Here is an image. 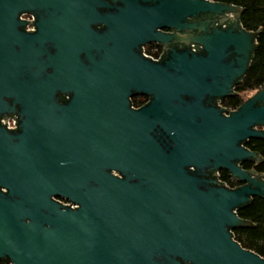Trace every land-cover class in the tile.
Masks as SVG:
<instances>
[{"label": "water", "instance_id": "water-1", "mask_svg": "<svg viewBox=\"0 0 264 264\" xmlns=\"http://www.w3.org/2000/svg\"><path fill=\"white\" fill-rule=\"evenodd\" d=\"M242 11L215 0H0V259L264 264L232 233L251 225L237 210L264 197V175L241 165L259 160L245 143L264 139V88L235 111L217 103L257 46ZM150 43L162 59L142 55ZM122 90L152 100L114 104ZM220 170L242 185L226 186Z\"/></svg>", "mask_w": 264, "mask_h": 264}, {"label": "trees", "instance_id": "trees-1", "mask_svg": "<svg viewBox=\"0 0 264 264\" xmlns=\"http://www.w3.org/2000/svg\"><path fill=\"white\" fill-rule=\"evenodd\" d=\"M221 3L233 4L243 9L240 21L245 29L259 32L257 46L253 53L246 74L235 84L239 93L222 98V104L227 109H237L245 101L241 93L264 88V0H215ZM245 145L256 151L259 160L242 162L248 170H254L264 175V139H250ZM222 182L231 188L242 185L233 180L227 170H220ZM238 215L251 222V225L238 227L232 230L234 238L244 247L255 251L264 257V197H253L252 200L237 210ZM0 264H12L8 259H0Z\"/></svg>", "mask_w": 264, "mask_h": 264}, {"label": "flooded vegetation", "instance_id": "flooded-vegetation-1", "mask_svg": "<svg viewBox=\"0 0 264 264\" xmlns=\"http://www.w3.org/2000/svg\"><path fill=\"white\" fill-rule=\"evenodd\" d=\"M230 24H231V22L228 21L225 24H223L222 27L223 28H226V27L230 26ZM215 25H219V22H216ZM27 27L28 26H26V30H27ZM166 31H170V30H166ZM179 46H181V45H179ZM141 53L145 57H148V54L156 55L158 57V60H160L165 55V49H164V47L162 45H160L158 43H150V44H145V45H143L141 47ZM256 91H258V90H255V93H256ZM234 94H237V95L239 94L235 90V87H234ZM116 95H117V97H115L114 99H112L114 104H124L126 101H128L130 103V108L133 109V110H138V109L146 106L152 100V97L148 93H145V92H142V91L141 92H137V91L130 90V91L127 92L126 90H122V91L116 92ZM70 99H71V94L70 93H67V94H58V97H57V100H58V102L60 104H66V103H68L70 101ZM100 100L101 99H97V101H100ZM221 100L222 99H219L217 101L218 105L221 108H223V109H227L226 107H224V105L222 104V101ZM237 109H228V110L229 111H235ZM14 116L19 120L18 115H14ZM245 161L246 162H250L251 160H245ZM114 174L117 175V176H121L116 171H114ZM229 175H230V173H229ZM218 179L220 181H223L222 180V174H219L218 175ZM232 179L235 180V181H237L234 178H232ZM55 199L58 200L60 203H62L64 206L68 205L71 202L69 199L64 198V197H61V196L60 197H56Z\"/></svg>", "mask_w": 264, "mask_h": 264}, {"label": "built area", "instance_id": "built-area-1", "mask_svg": "<svg viewBox=\"0 0 264 264\" xmlns=\"http://www.w3.org/2000/svg\"><path fill=\"white\" fill-rule=\"evenodd\" d=\"M21 18L29 20V21H34L35 20V17L32 14H29V13L23 14L21 16ZM27 26H28L27 27L28 31H34L35 30V26L32 23H28ZM148 56H150L153 60H158V57L156 55L148 54ZM7 123H8L7 128L14 129V128L18 127V125L16 124V119L15 118H8L7 119ZM225 185L228 186L227 183H225ZM68 205H71L73 208L77 207V205L73 204L72 202H70Z\"/></svg>", "mask_w": 264, "mask_h": 264}, {"label": "rangeland", "instance_id": "rangeland-1", "mask_svg": "<svg viewBox=\"0 0 264 264\" xmlns=\"http://www.w3.org/2000/svg\"><path fill=\"white\" fill-rule=\"evenodd\" d=\"M255 93V90L253 91H247V92H244V93H241V96L244 98V99H249L251 96H253V94Z\"/></svg>", "mask_w": 264, "mask_h": 264}]
</instances>
